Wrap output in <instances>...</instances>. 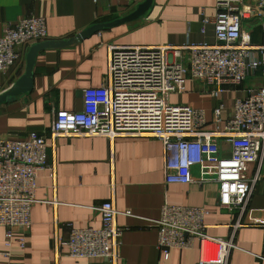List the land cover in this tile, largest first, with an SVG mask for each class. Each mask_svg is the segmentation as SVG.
<instances>
[{
  "label": "crops",
  "instance_id": "0c3cea01",
  "mask_svg": "<svg viewBox=\"0 0 264 264\" xmlns=\"http://www.w3.org/2000/svg\"><path fill=\"white\" fill-rule=\"evenodd\" d=\"M217 1L154 0L140 20L93 33L72 46L41 51L36 58L32 91L0 106V138L21 139L30 133L49 136L53 110L81 111L84 92L101 87L108 75L111 46L214 44V26L209 25L206 34L202 29L204 17L215 19ZM138 6L121 0H0V38L12 25L35 16L47 20L45 41H70L93 26L131 15ZM252 24V43L264 45L261 26ZM31 47L23 50L17 67L0 74V94L24 75ZM262 85L264 81L258 76L214 98L207 87L188 78L185 93L172 94L168 101L204 110L207 130L222 131L236 99L245 96L247 89ZM177 96L182 100L173 102ZM221 103L227 111L218 128L213 123V112ZM48 155L51 170L38 176L30 229L10 233L0 227V264H112L100 259H72L66 245L70 226L101 228L99 208L110 201L115 202L118 211L130 213L117 219L118 226L126 229L117 264L198 263L199 243L191 250H172L168 261L161 257L157 248L159 230L154 222L160 219L166 203L207 209V232L213 237L230 239L239 221L237 213L220 208L218 184L168 185L164 145L156 138H60ZM194 175L199 177L197 168ZM242 222L244 226L235 234L237 248L232 250L229 264H264V182L257 186ZM21 238L26 240L24 249ZM10 239L13 247L8 258L1 253L7 251Z\"/></svg>",
  "mask_w": 264,
  "mask_h": 264
},
{
  "label": "built area",
  "instance_id": "2783aa9c",
  "mask_svg": "<svg viewBox=\"0 0 264 264\" xmlns=\"http://www.w3.org/2000/svg\"><path fill=\"white\" fill-rule=\"evenodd\" d=\"M121 1L138 6L145 0ZM216 11L215 19L204 17L202 29L206 34L207 27L214 26V44L111 46L108 75L101 87L84 92L81 111L53 110L49 136L30 133L21 139L0 138L1 228L10 233L30 229L38 176L51 170L48 151L56 148L60 138L152 137L164 145L168 185L216 183L220 208L239 215L232 237L225 239L208 234L207 209L166 203L154 222L161 257L168 261L172 250H191L199 243L197 264H229L231 252L237 248L235 234L244 226L242 220L257 186L264 182V85L249 88L236 99L222 131L207 130L204 110L168 101L172 94L185 93L188 78L207 87L214 98L251 78L261 76L264 81V45H254L251 37L253 22L264 32V0H218ZM47 39L45 18L29 16L9 27L0 38V74L17 67L24 49ZM226 111L221 103L213 112L218 128ZM51 172L54 177V169ZM99 211L101 228L70 226L68 256L117 264L126 232L117 219L130 213L118 211L114 201L103 204ZM20 243L24 249L25 238ZM12 247L10 239L1 255L9 258Z\"/></svg>",
  "mask_w": 264,
  "mask_h": 264
},
{
  "label": "water",
  "instance_id": "95a60500",
  "mask_svg": "<svg viewBox=\"0 0 264 264\" xmlns=\"http://www.w3.org/2000/svg\"><path fill=\"white\" fill-rule=\"evenodd\" d=\"M154 0H145L144 3L140 4L136 11H134L131 15L114 21L112 23L107 24H101L91 27L90 29L84 31L75 39H71L70 41H63V42H41L38 44H35L31 47L30 51L27 54L26 57V69L24 75L14 84L12 85L8 90L0 94V106L9 103L16 99L18 96L27 94L32 91L33 89V81H34V67L36 63V58L38 54L46 49L51 48H61V47H67L72 46L75 43H77L80 39L87 38L93 33L102 31L104 29H110L114 28L123 24L131 23L133 21L140 20L144 18L149 10L151 9L153 5Z\"/></svg>",
  "mask_w": 264,
  "mask_h": 264
},
{
  "label": "rangeland",
  "instance_id": "374dc122",
  "mask_svg": "<svg viewBox=\"0 0 264 264\" xmlns=\"http://www.w3.org/2000/svg\"><path fill=\"white\" fill-rule=\"evenodd\" d=\"M253 23H256V22H253ZM248 27H250V25H248ZM246 85V84H245ZM182 100V97L180 96H177L175 98H172V101L175 102V101H181Z\"/></svg>",
  "mask_w": 264,
  "mask_h": 264
}]
</instances>
